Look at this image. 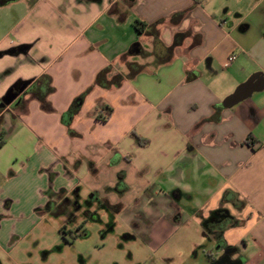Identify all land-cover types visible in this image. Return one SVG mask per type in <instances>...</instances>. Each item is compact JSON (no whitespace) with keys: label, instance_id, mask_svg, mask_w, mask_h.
<instances>
[{"label":"crops","instance_id":"0c3cea01","mask_svg":"<svg viewBox=\"0 0 264 264\" xmlns=\"http://www.w3.org/2000/svg\"><path fill=\"white\" fill-rule=\"evenodd\" d=\"M0 4L19 11L0 40V98L41 75L53 87L52 112L25 91L0 107V245L25 236L27 214L62 215L71 200L61 190L77 196L81 183L112 184L121 204L137 199L142 207L125 218L136 234L160 241L183 217L226 210L237 223L222 238L244 264H264V0ZM136 20L154 33L136 30ZM134 43L141 50L126 55ZM20 45L28 47L7 53ZM127 63L141 72L118 87L93 86L71 117L77 136H70L60 118L73 98L102 68L127 74ZM254 73L259 89L223 107ZM99 100L113 110L107 121L95 118Z\"/></svg>","mask_w":264,"mask_h":264},{"label":"rangeland","instance_id":"374dc122","mask_svg":"<svg viewBox=\"0 0 264 264\" xmlns=\"http://www.w3.org/2000/svg\"><path fill=\"white\" fill-rule=\"evenodd\" d=\"M18 12L16 6L0 4V40L11 29ZM79 188L77 196L74 189L59 193L71 200L62 215L27 214L25 236L10 246L0 245V264H209L215 245L201 235L202 215L188 220L183 217L184 221L171 228L163 240L152 241L136 234L125 221L131 212L142 209L137 208V199L121 204L122 196L112 184L91 190L81 183ZM136 192L131 189L132 195ZM143 196L145 193L140 194V198ZM138 215L142 216L140 212ZM141 218L136 216L134 223L142 226ZM107 223L112 225L111 230ZM3 232L5 235L9 231L4 228ZM77 233L83 235L74 238ZM124 233L132 234V238L123 239Z\"/></svg>","mask_w":264,"mask_h":264},{"label":"trees","instance_id":"16d2710c","mask_svg":"<svg viewBox=\"0 0 264 264\" xmlns=\"http://www.w3.org/2000/svg\"><path fill=\"white\" fill-rule=\"evenodd\" d=\"M134 27L136 30H138L141 33H148V34H153V30L146 24L142 23L141 21H135L134 22ZM179 39L173 40L172 44L170 47L167 48V57L165 58L166 60L170 56V51H172V47L177 45ZM137 50H141L140 46L138 43H134L131 45L129 50H127L126 55H133ZM128 65V73L124 74L122 72H116V73H111V70L108 66L102 68L99 70L95 76L94 82L92 85L90 84L78 97L73 98L71 101L68 109L61 115V123L64 124L67 128L68 131L67 133L70 136H77V133L74 132V130L70 127V120L71 117L75 114H77L80 104L82 99L85 97L86 93H88L93 86H100L104 88H112V87H118L123 80L126 79H132L137 73L141 72V65H138L136 63H127ZM30 84L29 87L25 92H30L33 93L35 98L39 101L41 109L45 112H52L53 108L49 104V102L46 100V97L53 91V87L50 85V78L46 75H41L39 76L36 80H29ZM1 110V108H0ZM95 110L97 111V115H95V118L101 121H107L110 115L112 114V108L107 105L104 101H97L95 104ZM139 143H143L145 139L139 137V135H136ZM1 145V143H0Z\"/></svg>","mask_w":264,"mask_h":264},{"label":"flooded vegetation","instance_id":"af4514ba","mask_svg":"<svg viewBox=\"0 0 264 264\" xmlns=\"http://www.w3.org/2000/svg\"><path fill=\"white\" fill-rule=\"evenodd\" d=\"M234 218L235 217L231 212L218 209L207 217V219L201 221L203 238L211 239L215 245V250L212 255H210L211 258L209 264H235V262L238 261H242V264H244V259L239 253V248L232 244H228L222 238L226 225L228 223H237ZM106 226L108 227V230L113 228L110 223H107ZM81 235L83 234L77 233L74 234L73 237L75 238ZM122 238L131 239L132 234L124 233Z\"/></svg>","mask_w":264,"mask_h":264},{"label":"water","instance_id":"95a60500","mask_svg":"<svg viewBox=\"0 0 264 264\" xmlns=\"http://www.w3.org/2000/svg\"><path fill=\"white\" fill-rule=\"evenodd\" d=\"M28 46L20 45L16 48L8 49L7 53L14 54L16 52H24ZM257 76L256 73L252 74L243 84L237 86L233 93H231L228 97L224 99L222 102L223 107H228L234 103L242 101L253 89L258 90L259 88L255 87L254 78ZM29 80H20L15 82L12 86H10L0 98V107H4L6 105H11L12 103H16L18 97L27 90L29 87ZM235 264H242V261L235 262Z\"/></svg>","mask_w":264,"mask_h":264},{"label":"built area","instance_id":"2783aa9c","mask_svg":"<svg viewBox=\"0 0 264 264\" xmlns=\"http://www.w3.org/2000/svg\"><path fill=\"white\" fill-rule=\"evenodd\" d=\"M195 1H202V0H195ZM233 58V55L232 56H230V59H232Z\"/></svg>","mask_w":264,"mask_h":264}]
</instances>
